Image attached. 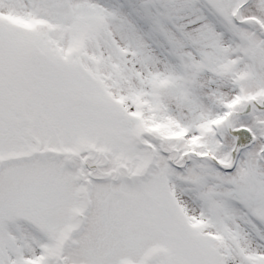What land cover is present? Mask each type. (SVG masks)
I'll return each mask as SVG.
<instances>
[{
  "label": "snow or ice",
  "instance_id": "obj_1",
  "mask_svg": "<svg viewBox=\"0 0 264 264\" xmlns=\"http://www.w3.org/2000/svg\"><path fill=\"white\" fill-rule=\"evenodd\" d=\"M0 264H264V0H0Z\"/></svg>",
  "mask_w": 264,
  "mask_h": 264
}]
</instances>
